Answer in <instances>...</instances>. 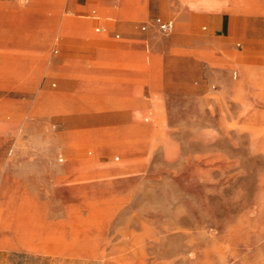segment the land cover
Segmentation results:
<instances>
[{
	"label": "rangeland",
	"instance_id": "374dc122",
	"mask_svg": "<svg viewBox=\"0 0 264 264\" xmlns=\"http://www.w3.org/2000/svg\"><path fill=\"white\" fill-rule=\"evenodd\" d=\"M248 7L177 58L170 113L71 144L30 111L28 55L0 51V264H264V0Z\"/></svg>",
	"mask_w": 264,
	"mask_h": 264
},
{
	"label": "crops",
	"instance_id": "0c3cea01",
	"mask_svg": "<svg viewBox=\"0 0 264 264\" xmlns=\"http://www.w3.org/2000/svg\"><path fill=\"white\" fill-rule=\"evenodd\" d=\"M0 2L7 4L9 27H18L8 31L14 41L0 43V51L28 55L30 75L41 74L24 90L30 111L57 116L59 137L71 144L79 133L140 127V116L170 113L177 58L201 52L218 31L236 34L231 20L260 18L248 5L262 0ZM157 19L172 23V31L164 33ZM112 151L108 143L106 154Z\"/></svg>",
	"mask_w": 264,
	"mask_h": 264
},
{
	"label": "built area",
	"instance_id": "2783aa9c",
	"mask_svg": "<svg viewBox=\"0 0 264 264\" xmlns=\"http://www.w3.org/2000/svg\"><path fill=\"white\" fill-rule=\"evenodd\" d=\"M156 23L159 25V28L164 32V33H170L173 29V24L170 23V22H164L163 20L161 19H157L156 20ZM59 161L60 162H63L64 161V158L61 156L59 158Z\"/></svg>",
	"mask_w": 264,
	"mask_h": 264
}]
</instances>
